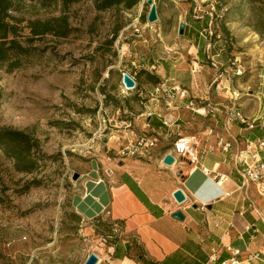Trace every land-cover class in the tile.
Listing matches in <instances>:
<instances>
[{
	"label": "rangeland",
	"instance_id": "374dc122",
	"mask_svg": "<svg viewBox=\"0 0 264 264\" xmlns=\"http://www.w3.org/2000/svg\"><path fill=\"white\" fill-rule=\"evenodd\" d=\"M11 1L8 22L18 27L16 39L35 50L19 69L0 64V130L26 132L38 148L31 152L37 162L32 173L17 172L14 160L0 151V264H85L113 224L77 215L73 197L83 194L84 185L73 174L96 163L102 168L108 158L123 159L118 152L131 131H144L137 92L122 84V72L131 69L125 44L145 40L160 56L182 53L193 65L180 25L212 15L210 34L199 36L205 43L198 63L213 68L217 62L226 77H236L233 85L244 103L248 87L264 80V0H154V24L147 21V0L104 12L95 10L94 0H81L66 11L71 35L47 34L31 43L29 22L56 19L63 9L58 1ZM214 42L215 50L206 48ZM228 59H237L242 76L234 75Z\"/></svg>",
	"mask_w": 264,
	"mask_h": 264
},
{
	"label": "crops",
	"instance_id": "0c3cea01",
	"mask_svg": "<svg viewBox=\"0 0 264 264\" xmlns=\"http://www.w3.org/2000/svg\"><path fill=\"white\" fill-rule=\"evenodd\" d=\"M211 23L209 17L185 23L183 42H188V54H194L193 65L182 53L170 56L162 52L160 56L159 48L145 40L124 46L125 62L131 65L126 71L137 82V99L144 109L141 116L146 118L143 132L159 142L143 157L123 156L115 162L108 158L102 168L96 163L80 174L84 192L73 197L72 205L77 215L90 223L109 220L113 229L116 222L121 225L117 242L100 244L99 252H94L98 264H141L128 255L131 245L140 247L145 258L156 264H222L232 258L233 251L240 252L237 258L242 264H249L246 261L252 254H259L260 260L250 264H264V199L254 188L238 190L240 167L233 162V155L248 142L264 140V80L256 89L248 87L250 99L241 103L244 95L233 85L236 77L228 78L219 68H203L198 63L205 43L199 36ZM216 45L206 48L215 50ZM219 57V53L212 56L215 61ZM161 83L179 85L188 95L175 103L178 109L172 113L175 122L171 127L163 125L162 117L170 112L166 101L152 102L148 95ZM229 89L241 94L239 104L246 116L256 120L254 129L230 122L222 113L202 117L188 108L194 99L198 105H229ZM179 136L194 138L199 165L184 159L171 166L164 164ZM221 138L232 143L230 151L223 150ZM201 166L216 173L206 176ZM217 174L229 175L222 187L216 184ZM179 189L187 197L181 205L173 197ZM176 211L184 214L183 222L172 217ZM213 250L217 251L216 261H211Z\"/></svg>",
	"mask_w": 264,
	"mask_h": 264
},
{
	"label": "built area",
	"instance_id": "2783aa9c",
	"mask_svg": "<svg viewBox=\"0 0 264 264\" xmlns=\"http://www.w3.org/2000/svg\"><path fill=\"white\" fill-rule=\"evenodd\" d=\"M212 17V15H210ZM210 34V25L208 28L203 29L201 36L206 38ZM229 63L234 68L235 76H242L243 71L240 66L237 65V59H230ZM236 66V67H235ZM214 68H218V63H213ZM128 73L127 71L122 72ZM131 75V74H130ZM134 78V75H131ZM218 78L222 80L223 75L219 74ZM231 90V89H229ZM150 101L160 102L164 99L167 103V108L170 110L169 113L165 114L163 119V125L165 127H171L175 122V116L172 114L178 109L175 103L177 101H183L188 98L187 91L181 88L179 85H169L167 83H161L153 88L149 93ZM231 103L229 105H211L208 104L198 105L194 100H191L188 104V108L192 110L195 114L207 117L209 114L222 113L226 118L233 123H239L240 125L252 130L256 127V120L250 119L242 110L239 100L241 99V94L231 90L230 94ZM151 116V115H150ZM264 120V117H262ZM132 127V125H129ZM213 133V131H211ZM131 139H128L126 147L119 150L118 154L121 156H131V157H143L149 154L150 150L157 146L159 140L157 137L149 136L146 132L137 133L136 131H131ZM219 144L223 146L225 152L230 151L233 147L231 142L225 141L221 138ZM175 158V163L177 159H184L189 161L191 164L199 165L200 163V151L198 149V144L194 141V138L188 136H179L178 139L173 143L172 150L169 153ZM165 159V158H164ZM233 162L235 166L239 168V174L241 177V184L238 185V190L246 192L247 190L254 188L257 195L264 199V140L259 139L255 142H248L244 149L237 151L233 155ZM203 173L206 176H210L216 173V171L210 170L204 166H201ZM216 184L222 187L224 183L229 179L227 174H217ZM229 196V194H227ZM256 212L258 210L256 208ZM111 213L107 211V215ZM121 231V225L119 223L114 224V232L119 233ZM109 237H102L101 243L107 244ZM240 255L239 251L232 252V258L225 260L222 264H242L237 258ZM217 260V251L213 250V255L211 256V261ZM255 260H260L259 254H252L249 256V264Z\"/></svg>",
	"mask_w": 264,
	"mask_h": 264
},
{
	"label": "trees",
	"instance_id": "16d2710c",
	"mask_svg": "<svg viewBox=\"0 0 264 264\" xmlns=\"http://www.w3.org/2000/svg\"><path fill=\"white\" fill-rule=\"evenodd\" d=\"M47 1H58L63 9V15L48 21H30L28 26L30 30V37L27 39L28 43L47 34H51L57 38H67L73 32L66 11L69 6L81 0H41V3L44 5ZM140 1L141 0H94V7L97 12H104L119 7L131 9L137 6ZM12 8L13 4L11 0H0V64L6 65L9 71L21 68L24 64L23 60L31 56L32 51L35 50L17 41L16 37L19 34L18 27L8 22L10 19L9 12ZM145 19L146 18H143V20ZM211 20H213V17H211ZM118 29H116L115 32H117ZM116 35L117 34H115L112 41L109 42L110 45L116 39ZM33 148H38V144L36 141H33L26 132L11 129L0 130V151L8 158L14 160L17 172L32 173L34 171L37 162L31 155ZM99 220L101 219L99 218L95 221L99 222ZM108 230L109 231L105 233L107 237H109L108 242L116 243L118 234L114 232L113 228H109ZM128 255L139 260L141 264H156L146 259L145 253L138 246H129Z\"/></svg>",
	"mask_w": 264,
	"mask_h": 264
},
{
	"label": "water",
	"instance_id": "95a60500",
	"mask_svg": "<svg viewBox=\"0 0 264 264\" xmlns=\"http://www.w3.org/2000/svg\"><path fill=\"white\" fill-rule=\"evenodd\" d=\"M146 4L150 7L149 13L147 15V21L150 24H154L159 20L157 4L154 0H147ZM184 34H185V25L181 24L179 35L184 36ZM122 84L126 91H133L137 87V82L135 78H133L128 73H123ZM174 163H175V158L172 155L168 154L165 156V159H164L165 165L171 166ZM80 176L81 175L79 173H74L73 178H72L73 181H77L80 178ZM173 197L176 200V202L180 205L185 203L187 200V197L182 189L177 190L174 193ZM172 217L181 222L185 220V216L181 211H176L175 213H173ZM98 263H99V257L95 253H92L85 262V264H98Z\"/></svg>",
	"mask_w": 264,
	"mask_h": 264
}]
</instances>
